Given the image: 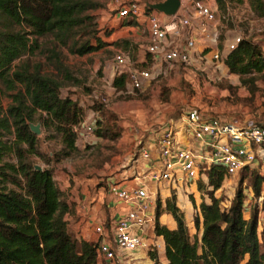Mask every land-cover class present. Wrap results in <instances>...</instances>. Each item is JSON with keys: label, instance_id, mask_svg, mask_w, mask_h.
<instances>
[{"label": "trees", "instance_id": "16d2710c", "mask_svg": "<svg viewBox=\"0 0 264 264\" xmlns=\"http://www.w3.org/2000/svg\"><path fill=\"white\" fill-rule=\"evenodd\" d=\"M217 3L225 10L222 0ZM248 3L258 16L264 15L263 0ZM90 4L91 0H0V84L12 97L6 109L0 104V264H96L95 245L77 241L68 230L66 217L73 212V203L53 177L60 156L69 157L80 149L83 108L70 96L61 97V81L43 73L41 62L21 61L24 55L35 53L38 38L53 36L64 45V38L90 18L82 16ZM147 11L152 10L147 7ZM102 46L100 39L96 44L86 40L71 51L83 55ZM145 64L150 68L152 58ZM224 66L241 79L264 73L261 43L242 38L226 55ZM128 81L125 72L117 73L112 84L124 91ZM36 116L46 132L59 136L63 148L53 159L48 158L41 170H36L31 160L42 157L40 137L29 128ZM108 130L100 124L93 132L97 138H105ZM202 171L211 189L204 194L207 200L197 207L193 200L198 210L192 219L193 233L175 196L166 199L164 207L157 200L153 231L163 239L165 264H264L258 216L254 213L244 218L243 191L239 188L227 206L214 195L228 178L224 168L211 165ZM263 185L264 174L254 173L251 186L256 195ZM164 212L172 216L174 228L159 222ZM151 257L154 264H161L154 254Z\"/></svg>", "mask_w": 264, "mask_h": 264}, {"label": "rangeland", "instance_id": "374dc122", "mask_svg": "<svg viewBox=\"0 0 264 264\" xmlns=\"http://www.w3.org/2000/svg\"><path fill=\"white\" fill-rule=\"evenodd\" d=\"M91 1L93 4L82 13V16L90 18L87 17L83 26L75 28L69 37L64 38V45L53 36L41 37L37 39L38 48L35 53L21 58V61L28 59L31 64L41 62L43 73L61 81V97L70 96L83 108V129L78 140L80 149L69 157L60 156L59 161L54 163L53 172L57 186L63 188L64 192L70 194L71 187L76 188V200H80V204L82 199L87 197V193L97 195L100 192L103 196V207L121 208L122 203L115 194L117 179L128 176V173L123 172L135 165V155L146 144L149 136L153 135L155 140L167 126L180 125V118L187 111L196 110L208 117L225 121L238 120L264 125V73L241 79L230 74L224 65H219L220 69L214 68L215 70H195L194 66L184 68L163 63V73L154 77L147 87L142 90H130L128 81L126 90L119 93L112 84L118 70L114 61L115 55L122 53L128 58V64L123 69L127 75L129 68L149 70L143 61L147 60V54H144V59L139 57V50L142 48L145 51L148 44L147 7L164 0H137L146 12L140 19V25L128 21L127 18L117 17L113 0ZM222 3L225 10L219 8L217 0H181L180 11L181 14H187L193 8L197 10L199 6L208 7L216 19L218 47L220 44L224 45L223 36L229 32L255 41L264 39V15L258 16L251 9L248 0H222ZM151 12L164 20L163 15H159L157 11ZM135 26H138V29L132 31L130 27ZM99 39L103 46L95 51L83 55L71 51V48L83 44L86 40L96 44ZM51 54L57 55L51 57ZM2 87L0 84V90H4ZM9 94L11 92L8 91L1 94L0 104L3 109L12 101ZM35 118L32 124H40L37 116ZM95 124L109 128L105 138H97L94 132L87 134V128L91 125L95 128ZM40 129L38 136L42 157H32L31 160L35 165L44 167L45 161L48 158L53 159L63 148L58 135L53 134V131L46 132L41 124ZM127 130H132L133 134L136 130L139 131L136 133L137 138L132 140V136L126 135ZM116 133L120 136L117 137ZM258 171L264 173V160H260L257 166L242 169L224 180L214 195L220 197L228 206L227 201L240 188L245 196L243 214L249 217L257 213L258 231L263 241L264 185L259 195L255 194L251 186L253 174ZM139 174V178H143L144 172L140 171ZM206 182V178L199 174L193 182L195 184L192 183L191 187L190 184L184 186L185 191L180 185H172L170 181L151 182L149 187L155 190L152 211L154 210L155 214L157 200H160L164 207L165 200L175 196L176 205L183 212L185 222L193 233L192 219L198 211L193 200L197 207L203 199H207L204 194L211 187ZM173 187L178 190L175 191ZM191 190L193 193H190ZM163 215L159 220L161 224H175L170 214L164 212ZM113 219L115 217L109 220ZM146 233L149 239H154L149 230ZM151 254H154L159 262L158 253L148 250L141 256L126 254L128 257L125 256L123 264H154ZM163 261L165 262V259ZM241 264L245 262L242 261Z\"/></svg>", "mask_w": 264, "mask_h": 264}, {"label": "built area", "instance_id": "2783aa9c", "mask_svg": "<svg viewBox=\"0 0 264 264\" xmlns=\"http://www.w3.org/2000/svg\"><path fill=\"white\" fill-rule=\"evenodd\" d=\"M113 4L116 16L122 19L138 21L146 13L137 0H113ZM197 12L203 25L202 31L206 32V23L215 24V16L206 6H199ZM177 13L170 16L167 22H163L151 11L146 13L149 42L145 46V54L151 56L152 64L149 70L129 68L130 90H142L147 87L154 77L163 73V63L184 68L193 66L191 51L195 47L194 40L186 38L184 46L174 45L183 28L189 25V19ZM241 39L239 35L235 36L226 44L224 52L216 49L212 54L216 68L224 65L226 55L236 48ZM114 61L118 68L117 73H124L128 58L122 53L116 54ZM180 119L179 130L176 125L167 126L151 148L143 146L138 150L134 163L148 160L152 149L157 152L159 163L148 167L143 178H139L138 174L137 181L131 186L116 189V197L125 210L106 225L97 224L93 227L99 237L93 243L96 263L116 261L118 251H124L131 256L139 250L158 253L163 248V244H159L155 237L150 241L146 233L154 228L155 222V214L152 211L155 190L149 187L151 182L170 181L172 185H180L184 190V186L195 182L199 174L205 176L202 170L211 165L222 166L229 178L243 168L257 166L260 160H264L263 124L225 121L208 117L196 110L187 111ZM93 130V125L89 126L87 134H93ZM180 130L190 138L193 145L180 144L177 137ZM173 189L178 190L175 187Z\"/></svg>", "mask_w": 264, "mask_h": 264}, {"label": "crops", "instance_id": "0c3cea01", "mask_svg": "<svg viewBox=\"0 0 264 264\" xmlns=\"http://www.w3.org/2000/svg\"><path fill=\"white\" fill-rule=\"evenodd\" d=\"M158 13L161 16L163 15V17H164V20H162L163 22H167L168 19L170 20V16H167L161 12H158ZM178 13L180 15H182L183 17H186L189 19V25H188V27L183 28L181 36L175 39L174 45L182 47L185 44L186 38H190V39L194 40L195 47L191 51L192 57H193V64H192L194 66L193 68H195V70H200V69H213V70H215L216 69V67L214 66L215 61L212 60V54L216 51V49L224 52L225 48H226V44L228 42H230L235 36H237V34L233 33V32L225 33L223 36L224 45L221 46V44H220L218 47V44H217L218 33L215 29V24L206 23L207 30H206V32H203L202 31L203 25L200 22L197 10H194V8H193V10L192 11L189 10L187 12V14H183V13L181 14V11L179 9ZM136 23L140 25L141 22H140V20H138V21H136ZM130 29L132 31L137 30L138 26L130 27ZM146 29H147L148 42H149V30H148L147 25H146ZM256 42H258V41H256ZM259 42L261 43L262 49L264 50V39H260ZM144 54H145V51L141 48V50H139V57L144 59ZM147 56H148V58L151 59V56L149 54H147ZM143 61L145 62L146 60H143ZM164 64H166V63H164ZM203 66L205 68H203ZM161 69H162V66H161ZM218 69H220V68L218 67ZM126 88H127V85H126ZM118 92L120 93L121 91H118ZM82 125H83V123H82ZM82 125L80 128L79 137L82 135L81 134V131H82L81 129H83ZM176 127H177V130H179L181 126L179 124H176ZM136 131L133 134L132 130H127L126 135H128L130 137L132 136V140H134L137 138L136 133L139 132V131H137V132ZM177 135H178L177 137H178V140H179L181 145H193L190 138L187 137L185 134H183V132L181 130L178 132ZM154 141H155L154 136L153 135L149 136L147 138V140L145 142L146 144L144 146L151 148ZM78 145H79V143H78ZM158 163H159L158 154H157V152H155L152 149L151 150V156L148 160H139L138 162L135 163L134 166L128 168L127 171L123 172L124 174L128 173V176H125L124 178L121 176L120 178H118L116 185H115V188L118 189L121 187L131 186L132 184H134L137 181V179H136L137 174H139L140 171L144 172L145 170L148 169V167L156 166V165H158ZM193 184H195V183H193ZM191 185L192 184H190V187H191ZM195 190H196V188H195ZM69 193H70V199L72 200V203H73V212L66 217V220H67L69 232L77 241H86V242H90V243H95L99 239V237L94 232L93 227L97 224L106 225L107 223H109L110 218L117 217L125 209V207L123 205H121V208L112 207V208L106 209L105 207H103L102 206L103 196L100 192H98L97 195L95 193H93V194L87 193V195H86L87 197L86 198L84 197L82 199L81 204H80V200L79 201L76 200V199H78V197H77L78 191L76 192L75 187H71V189L69 190ZM190 193H193V191L191 190ZM74 195L76 196V198L74 197ZM153 212H154V210H153ZM164 215L169 216L167 214H164ZM164 215L162 214L159 217V220ZM249 217H245V215H244L245 219H249ZM168 220L171 221V223L173 222V220H171V218H168ZM167 227L172 229L175 227V224H173L172 226H167ZM149 233L151 234L150 236H153L157 239V242L159 244H161V243L163 244V248L158 251V255H159L158 257L159 258L158 257L157 258L161 264H165L166 260H165V262L163 261L165 259V256H164V242H163L162 237L155 235L153 228H152V230L149 229ZM150 241H152L151 238H150ZM146 252H147V250H139V251L134 252L131 256H141V255L146 254ZM126 254L129 255L128 253H125L124 251H118V258L116 261L109 262V263L99 262L96 264H123L125 262L124 261L125 256L128 257Z\"/></svg>", "mask_w": 264, "mask_h": 264}, {"label": "water", "instance_id": "95a60500", "mask_svg": "<svg viewBox=\"0 0 264 264\" xmlns=\"http://www.w3.org/2000/svg\"><path fill=\"white\" fill-rule=\"evenodd\" d=\"M181 7V0H164L162 2H157L155 4H149L148 8L150 10H155L161 12L167 16L175 15ZM29 128L32 133L39 135L41 133L40 124L29 123ZM36 170H41L39 165H35Z\"/></svg>", "mask_w": 264, "mask_h": 264}]
</instances>
